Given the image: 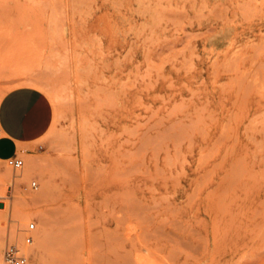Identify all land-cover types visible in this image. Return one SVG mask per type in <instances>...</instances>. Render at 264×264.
I'll return each mask as SVG.
<instances>
[{"label":"rangeland","instance_id":"374dc122","mask_svg":"<svg viewBox=\"0 0 264 264\" xmlns=\"http://www.w3.org/2000/svg\"><path fill=\"white\" fill-rule=\"evenodd\" d=\"M20 85L53 120L1 163V253L264 264V0H0V97Z\"/></svg>","mask_w":264,"mask_h":264},{"label":"crops","instance_id":"0c3cea01","mask_svg":"<svg viewBox=\"0 0 264 264\" xmlns=\"http://www.w3.org/2000/svg\"><path fill=\"white\" fill-rule=\"evenodd\" d=\"M52 120L51 101L40 88L20 85L5 91L0 97V169L6 158L37 149Z\"/></svg>","mask_w":264,"mask_h":264},{"label":"built area","instance_id":"2783aa9c","mask_svg":"<svg viewBox=\"0 0 264 264\" xmlns=\"http://www.w3.org/2000/svg\"><path fill=\"white\" fill-rule=\"evenodd\" d=\"M6 164L14 170L20 169L24 162L20 156H11L5 159ZM32 187H36L35 182H32ZM35 229L33 222L29 223L23 230V241L25 245H30L33 242L32 232ZM3 264H27L28 257L23 251V248L14 242H9L5 245L2 253Z\"/></svg>","mask_w":264,"mask_h":264},{"label":"bare ground","instance_id":"6f19581e","mask_svg":"<svg viewBox=\"0 0 264 264\" xmlns=\"http://www.w3.org/2000/svg\"><path fill=\"white\" fill-rule=\"evenodd\" d=\"M25 8V7H24ZM32 8V7H31ZM33 9V8H32ZM30 10V9H29ZM34 10V9H33ZM35 11V10H34ZM29 12V11H28ZM33 13V12H32ZM22 14V13H21ZM36 14L37 13H35L34 15H35V18H38V17H36ZM244 14H245V12H244ZM30 15V14H29ZM40 15V14H39ZM237 17V16H236ZM41 18V17H40ZM235 19V18H234ZM236 22V21H235ZM238 22V21H237ZM236 24V23H235ZM240 25V24H239ZM250 27V26H249ZM232 31V30H231ZM239 35V34H238ZM237 41V40H236ZM242 45V44H241ZM248 45V44H247ZM234 47V46H233ZM245 47H246V45H245ZM238 50H239V48H238ZM236 51V50H235ZM234 52V51H233ZM247 54V53H246ZM236 64V63H235ZM245 81V80H244ZM209 155H210V153H209ZM205 156V155H204ZM249 187V186H248ZM249 195V194H248ZM14 233H15V231H13ZM1 237V236H0ZM44 239V237H41V239H40V241H39V243H38V245L35 247V249H33V254L34 255H38V254H40V250L42 249V240ZM1 249H2V243L0 242V264H1V257H2V253H1ZM245 264V263H244ZM261 264V263H260Z\"/></svg>","mask_w":264,"mask_h":264},{"label":"snow or ice","instance_id":"6c2138e0","mask_svg":"<svg viewBox=\"0 0 264 264\" xmlns=\"http://www.w3.org/2000/svg\"><path fill=\"white\" fill-rule=\"evenodd\" d=\"M35 118H36V119H39V112H36V114H35Z\"/></svg>","mask_w":264,"mask_h":264}]
</instances>
